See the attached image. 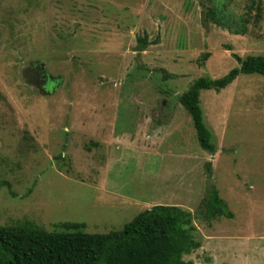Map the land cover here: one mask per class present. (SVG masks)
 <instances>
[{
    "label": "rangeland",
    "instance_id": "rangeland-1",
    "mask_svg": "<svg viewBox=\"0 0 264 264\" xmlns=\"http://www.w3.org/2000/svg\"><path fill=\"white\" fill-rule=\"evenodd\" d=\"M219 1L223 26L200 0H0V225L106 233L155 204L195 215L213 183L233 216L195 217L183 258L264 264V76L200 90L213 153L177 99L233 53L264 57V0L257 22L251 0Z\"/></svg>",
    "mask_w": 264,
    "mask_h": 264
},
{
    "label": "trees",
    "instance_id": "trees-1",
    "mask_svg": "<svg viewBox=\"0 0 264 264\" xmlns=\"http://www.w3.org/2000/svg\"><path fill=\"white\" fill-rule=\"evenodd\" d=\"M202 24L224 25L231 12H226L219 0H200ZM256 9L254 21L260 17L259 0H251L249 8ZM248 8V9H249ZM242 25L247 19L239 16ZM242 30V27H241ZM150 43L147 36H138L134 50H144ZM208 52L201 55L203 63ZM238 65L217 78L199 76L178 95V102L190 114L196 137L202 149L213 153L216 146L202 119L200 90L219 91L239 74L264 76V57L232 54ZM207 174L211 175L207 163ZM12 195L14 193L10 191ZM233 213L219 196L212 183L195 210V215L178 205L155 204L136 214L120 230L87 233L79 222H59L58 229L45 230L31 221L0 225V264H194L183 258L199 247L194 238V218L211 221L231 218Z\"/></svg>",
    "mask_w": 264,
    "mask_h": 264
},
{
    "label": "flooded vegetation",
    "instance_id": "flooded-vegetation-1",
    "mask_svg": "<svg viewBox=\"0 0 264 264\" xmlns=\"http://www.w3.org/2000/svg\"><path fill=\"white\" fill-rule=\"evenodd\" d=\"M44 70H41V72H42V74H41V76L43 77V78H47L48 80H49V77H48V75H46V74H43L44 72H43Z\"/></svg>",
    "mask_w": 264,
    "mask_h": 264
},
{
    "label": "crops",
    "instance_id": "crops-1",
    "mask_svg": "<svg viewBox=\"0 0 264 264\" xmlns=\"http://www.w3.org/2000/svg\"><path fill=\"white\" fill-rule=\"evenodd\" d=\"M140 125H141V124H140V123H138V126H140ZM142 148H143V149H147V148H149V147H148V146H145V145H143V146H142Z\"/></svg>",
    "mask_w": 264,
    "mask_h": 264
}]
</instances>
